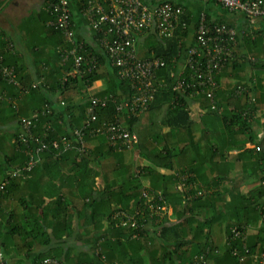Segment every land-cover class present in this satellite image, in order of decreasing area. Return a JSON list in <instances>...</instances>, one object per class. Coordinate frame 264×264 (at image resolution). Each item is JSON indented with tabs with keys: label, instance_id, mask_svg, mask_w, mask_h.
Returning <instances> with one entry per match:
<instances>
[{
	"label": "trees",
	"instance_id": "obj_1",
	"mask_svg": "<svg viewBox=\"0 0 264 264\" xmlns=\"http://www.w3.org/2000/svg\"><path fill=\"white\" fill-rule=\"evenodd\" d=\"M69 2L71 28L75 32L76 9L73 6L83 12L87 21L84 10L90 0ZM142 2L150 6L163 2L181 4L178 0ZM204 3L210 8L207 12L209 22L234 27V21L220 16L213 21L211 13L216 8L223 15L230 13L212 0ZM185 9L187 13L186 6ZM47 17L48 20L52 18L50 14ZM184 23L191 25L193 18L189 14L183 15L170 39L147 33L152 39L139 57L154 54L166 61V68L158 72V79L165 80L166 86L157 87L154 101L141 118H127L126 110L118 113V107L123 106L129 96V83L118 75V70L111 65L97 41L96 48H93L75 33L77 42L85 43L88 58L95 57L98 64L91 73L67 76L72 71L73 61L69 59L63 63L61 59L59 51L68 48L64 35L44 23L54 42L51 58L55 56L56 66L47 65L49 72L40 71L45 67H36V71L26 73L13 44L0 32L1 67H13L20 83L14 86L0 76V84L13 91H7L5 98L0 96V103L10 110L9 122L15 121L18 125L14 133L0 139V184L7 182L0 192V242L5 255L4 264H8L6 254L9 252L6 236L23 237L22 229L29 220L28 213L34 212L36 207L41 208L42 219L51 217L52 231L51 236L43 237L45 249L34 258L33 264H41L46 258L58 259L64 264L93 263L98 248L99 255L107 262L118 264H261L264 253V134L259 138L256 125L264 118V52L261 55L252 53L257 55L251 62L254 74L242 72V76L236 79L235 90L227 92L218 88L216 110L205 97L198 98L205 113L203 119L216 118V124H220L228 135L225 145H220L212 138L217 134L214 130L217 125L209 132H198L187 100L180 92L172 90L176 80L172 74L177 71L178 80L185 66V50L191 46L187 35L195 37L196 26L183 30ZM87 24L94 34L88 21ZM22 29L29 34L33 30L26 26ZM147 34L138 35L136 41ZM94 37L96 39L95 34ZM262 38L261 35L253 41L247 38L250 53L264 51V46H260ZM239 50L234 49L233 61L215 77L217 86L221 85L228 69L244 71L245 55H238ZM183 71L182 77L188 80L193 70L186 68ZM98 82L101 83L98 91L90 92ZM35 84L37 86L33 88ZM239 87L242 94H237ZM105 97H109L106 107L92 108L96 115L92 126L99 127L103 122L125 118L127 128L139 137V144L132 150L116 151L105 137L92 135L90 129L84 130L83 144L76 141L74 131L88 119L92 100ZM232 100L234 110L229 109ZM173 101L183 104L172 106ZM22 119L33 123L31 133L34 138L27 139L28 142L21 140L25 136L20 126ZM166 127L169 132H165ZM181 132L190 136L188 142H182L178 137L176 142V136ZM195 134L198 140L194 141L192 135ZM66 140L70 142L69 149L64 145ZM42 145L46 148L38 152ZM205 145L218 157L215 162L218 166L214 164L213 169H219L215 172H222L219 161L222 157L228 159L227 171L232 174H221L213 183L207 182V175L198 171L201 166L182 163V159L188 160V152L192 149L204 152ZM133 151L149 164L135 168ZM31 159L35 160L34 167L30 171L23 170ZM203 167H207L206 162ZM159 169L171 174H160ZM175 170L177 174L173 173ZM17 171H22L21 176L16 175ZM234 174L245 177V182L253 180L248 191L243 192L237 187L241 178L235 175L240 179L238 181ZM99 177L103 178L101 188L96 185ZM144 191L154 197L155 203L159 201L157 194L163 195L167 207L173 208L172 217L166 212L158 222L155 214L150 218L149 204L142 195ZM34 199L38 202L36 207L29 202ZM139 208L145 210L139 215L135 227L123 226L125 217L114 218L118 212L133 213ZM78 215L75 229L74 220ZM237 230L241 237L235 236ZM25 233L31 237L36 234ZM36 237L33 240L40 242ZM31 247L23 246L27 251ZM78 248L82 250L74 253ZM17 249L21 250V246Z\"/></svg>",
	"mask_w": 264,
	"mask_h": 264
},
{
	"label": "built area",
	"instance_id": "obj_2",
	"mask_svg": "<svg viewBox=\"0 0 264 264\" xmlns=\"http://www.w3.org/2000/svg\"><path fill=\"white\" fill-rule=\"evenodd\" d=\"M206 2L208 0H198ZM222 10L230 14L244 16L250 24L257 19L264 18V0H212ZM51 15L47 25L60 30L65 38L68 48L60 50L63 63L72 59V71L67 76H82L91 73L98 62L95 57L88 58L86 55L85 43L77 42L75 32L71 28V13L69 0H48L43 8ZM89 25L94 30L96 41L102 47L103 52L108 56L110 63L118 70V75L129 83V96L123 106L118 107V113L126 110L127 118H141L155 99L157 87L166 86L165 80H159L158 72L166 68V61L154 54L149 57L140 58L136 46L138 35L153 32L159 38H172L175 30L181 22V17L186 14V9L181 4L163 2L157 6H150L142 0H90L88 7L84 10ZM105 26H107L105 28ZM195 28L194 44L185 50V61L177 80V71L172 74L175 84L172 87L174 92H180L184 98H190L198 102V98L205 97L212 109L216 110V91L220 86L214 81L215 77L221 73L227 64L233 61L234 48L238 43L239 32L236 28L227 24H216L207 20V13L201 12L198 15ZM187 28L184 23L183 30ZM3 56L0 55V67ZM192 69L189 79L182 77L183 70ZM0 76L9 84L19 86L15 76L14 68L1 67ZM183 79H181V78ZM66 80V79H64ZM37 85H33L35 88ZM243 90L237 88V94H242ZM187 96V97H186ZM6 94L3 95V98ZM109 97L104 99L94 98L90 115L84 125L74 131L75 139L83 144L85 131L90 129L92 135L105 137L109 146L116 151L132 150L139 144L138 135L129 130L125 125V118L111 122H103L99 127H94L96 115L92 108L106 107ZM180 101L171 103L182 105ZM25 136L21 138L23 142L33 139L31 120L22 119L20 122ZM87 132V131H86ZM28 136V138H26ZM67 149L71 148L68 140L64 143ZM46 146L42 145L37 151H42ZM83 151V149H81ZM84 152V151H83ZM35 165V160L31 159L28 166L23 170L30 171ZM20 171L16 175L21 176ZM7 182L0 184V192ZM156 194V193H155ZM143 197L149 204L150 218L155 214L159 218L168 211L164 196L159 195L158 202L154 197H149L148 192H143ZM165 203V204H164ZM145 209L139 208L135 213L118 212L114 215L125 217L122 225L135 227L140 214H144ZM168 213V212H167ZM152 215V216H151ZM246 231H244L245 233ZM241 232L237 230L236 237H241ZM100 249L95 252L96 260L93 263H72V264H118L109 263L104 256H100ZM5 255L0 242V264H4ZM264 264V253L261 258ZM41 264H64L61 260L46 258Z\"/></svg>",
	"mask_w": 264,
	"mask_h": 264
},
{
	"label": "crops",
	"instance_id": "obj_3",
	"mask_svg": "<svg viewBox=\"0 0 264 264\" xmlns=\"http://www.w3.org/2000/svg\"><path fill=\"white\" fill-rule=\"evenodd\" d=\"M48 0H0V32L3 34L5 37V40H10V42L13 44L14 51L16 53L17 58L20 60V65L21 62L23 63V68L25 72L27 73H32L36 71V67H41L45 69H40L42 72H49L47 69V65L50 66H56L54 63H56V58L55 56H52V51L54 49V42L51 40L52 38L49 36L50 32L48 29L45 28L44 23H46L50 20H48V12H44V14L41 10L39 11L38 8L43 5L45 7L47 5ZM178 3L184 4V7L186 6L188 12L185 14H189L190 18H193V23L191 25H187V28L194 27L198 18L199 13L201 12H209V7L206 3L200 2L198 0H178ZM74 9H76L75 15V21L77 23V27L75 30L76 37L81 38L84 40L86 43L89 45H92L93 48H96V39L94 37V34L92 31L88 28V24L86 19L83 17V12L79 11L77 6H73ZM72 8V9H73ZM36 9V10H35ZM6 15H2V13H5ZM212 20L216 22V19L218 18H223L224 20L228 19L230 21H234V28H236L239 32L238 36V43L235 46L236 50L240 48V53L238 55H245L244 56V61L246 63V67L244 71H241L239 68L238 71L233 72L231 69L227 70L225 72V76L221 80V85L220 89L222 90H235L237 85H236V79H239L240 76H242V72L244 73H249V74H254L252 73V66L251 62L255 61L257 58V55H261L264 51H252L251 53L248 51V45H247V38L251 39V41L257 39L258 35L263 36L262 38V45L261 48L264 46V18L257 19L253 24H250L248 20L239 14H227L223 15L219 10L216 8L215 11L212 13ZM220 16V17H219ZM47 19V21H46ZM46 21V22H45ZM22 26L26 27H32L33 30L31 31V34L26 33L25 30L22 29ZM255 30V32H254ZM257 32V33H256ZM187 38L190 39L188 42L192 43L194 42V36L191 37V35H187ZM150 42V41H149ZM148 42V43H149ZM148 47V44H147ZM11 48V46H10ZM234 48V49H235ZM253 52L257 53V55L252 54ZM1 55V54H0ZM13 68V67H12ZM15 70V69H14ZM231 71V72H230ZM16 73V72H15ZM242 73V74H241ZM16 76V75H15ZM17 79V76H16ZM18 81V80H17ZM19 83V81H18ZM20 84V83H19ZM254 84L255 81H254ZM101 83L98 82L96 83L90 90V92L95 93L98 91L100 88ZM229 89V90H228ZM12 89H10L9 86H5L3 84H0V96L3 97L4 94L11 92ZM13 92V91H12ZM11 92V93H12ZM188 102V108L190 110V116L192 117L193 121L196 122V130L199 131H207L209 132V129L213 128L216 124V118L212 117H206L203 119V116L205 113H203L202 109L200 108V103L197 101H193L190 98H185ZM0 101H2L0 99ZM233 101V100H232ZM230 101L229 104V109L234 110L235 108V102ZM164 117V116H163ZM10 110L7 109V106L3 105L0 103V139L7 138V134H12L16 131V128L18 125H16L15 121H10ZM258 132L260 134L259 138L264 134V118H262L260 124L256 125ZM262 128H261V127ZM217 128L215 132L217 134L213 136L212 138L215 141H218L220 145H225V142L228 140V135L224 133L223 127H221L220 124L216 126ZM259 128H261L259 130ZM165 132H169L170 129L166 127ZM177 135V133H176ZM197 135H192V139L194 138V141L197 139ZM177 137L179 140L182 142H188L190 139V136L186 134V132H181L179 135L176 136V142H177ZM198 140V139H197ZM193 141V142H194ZM206 146L205 151H200L196 152V149H192L191 152H188V160L187 159H182V163H186L187 165L195 164L196 166H201V168L198 169V171H201L200 173H205L207 175V182H214V180L217 178L218 175H225L229 176L232 174L231 172L227 171L228 166L230 165L228 159H224L220 157V170L222 171L221 174L218 172H215V170L219 169L218 167L214 170L213 166L215 163L218 161V157L214 156L211 154L209 148ZM137 153V152H136ZM192 153V154H191ZM233 153V152H232ZM138 154V153H137ZM139 156V155H138ZM140 157V156H139ZM141 158V157H140ZM145 160V159H144ZM136 161V160H135ZM147 165L149 164L147 160H145ZM204 162H206L207 167H203ZM177 163V161H176ZM137 164V162H136ZM160 174L166 173V174H171L170 171H167L165 169H159ZM173 172V171H172ZM173 173L177 174V170H175ZM235 175L238 174H234ZM239 176V175H238ZM242 176V175H241ZM239 176L238 178H241ZM101 180L103 181L102 177ZM237 179L240 181V179ZM245 177L241 178V182H239V185L237 187H240V190L248 191L250 185L252 184L253 180H250L248 182H245L244 179ZM243 179V181H242ZM98 178L96 180V185L98 186ZM148 180H146V183ZM148 187V185L146 186ZM101 188V187H100ZM37 200V198H36ZM36 200H30L29 202L34 203V207H36ZM47 206H50L49 202L46 203ZM136 212V210H135ZM133 212V213H135ZM168 215L172 217L173 214V208L168 206ZM28 213V212H27ZM29 214V220L24 223V229H22L23 232V237H9L6 236V245L8 247V254H6V261L8 264H33L34 263V258L38 255V253H41L44 251V247L42 246L43 242V237H49L51 236V229H52V224L49 225V222H51V217H46L45 219H42V210L39 207H36L34 212ZM132 214V213H131ZM80 215L77 216V218L74 220V227L77 229V221L79 219ZM2 218V217H0ZM56 222L55 220H53ZM26 228V231H25ZM44 230V234L41 235V232ZM25 232L30 233V232H35L36 234H33L34 236H37L36 238L40 241H34L33 237L28 236ZM31 245L30 251H27L26 249L24 250L23 246L26 248L27 246ZM69 245V244H68ZM19 246H21V250L17 249ZM55 246V245H54ZM70 247V246H68ZM66 248V246H65ZM81 248L75 249L74 253H77L81 251Z\"/></svg>",
	"mask_w": 264,
	"mask_h": 264
},
{
	"label": "rangeland",
	"instance_id": "obj_4",
	"mask_svg": "<svg viewBox=\"0 0 264 264\" xmlns=\"http://www.w3.org/2000/svg\"><path fill=\"white\" fill-rule=\"evenodd\" d=\"M43 8L44 7L42 5L41 8L40 7L38 8V10L42 11ZM2 15H6V12L2 13ZM151 39H152V36L149 35V34L145 35L142 38H138L137 39L136 46H137V50H138V55L141 54L143 51H145V49L147 47V44H148L149 41H151ZM133 154H134V158H135V160L137 162V164L135 165V168L147 165L146 161L143 158H140L138 156V154L136 153V151H133ZM97 183H98L99 188L103 186V181L101 180V178H98Z\"/></svg>",
	"mask_w": 264,
	"mask_h": 264
}]
</instances>
